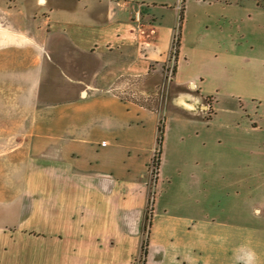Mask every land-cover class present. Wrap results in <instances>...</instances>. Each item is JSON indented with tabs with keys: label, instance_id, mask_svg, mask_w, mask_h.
<instances>
[{
	"label": "crops",
	"instance_id": "crops-1",
	"mask_svg": "<svg viewBox=\"0 0 264 264\" xmlns=\"http://www.w3.org/2000/svg\"><path fill=\"white\" fill-rule=\"evenodd\" d=\"M77 1L85 6L91 2ZM191 1H184L181 24L179 13L167 21L151 15L157 7L174 10L151 0H121L122 4L120 0H96L94 8H84L83 17L56 22L77 29L70 34V73L63 72L71 93L34 107L27 134L24 129L14 131L15 148L23 149L25 156L18 174L23 205L17 228L29 232L16 238V264H40L38 259L48 245L59 264H137L145 230L144 186L139 182L157 144L161 113L169 103L189 113L195 107L205 110L202 106L209 98L216 109L214 95L203 90L204 81L199 87L180 72L187 62L185 11ZM193 1L209 12L200 16L202 24L225 21L230 56L253 57L264 69V0ZM136 13L140 22L134 20ZM176 30L180 31L176 68L167 81L163 64ZM10 32L0 24V42L9 41ZM79 55L88 63L79 64ZM151 63L162 66L150 68L147 64ZM138 64L147 65L141 74L135 71ZM167 84L175 89L169 100L164 96ZM1 141L8 147L14 138ZM262 175L264 180V169ZM139 195L140 205H133ZM254 211L260 221L250 228L229 222L226 215L222 219L226 212L217 213V207L209 208L191 227L176 225L175 244L169 241L172 224L151 223L145 264H264V194ZM41 230L54 235H29ZM62 231L69 250L58 253ZM0 240L3 247L6 243ZM63 253L71 256L65 263Z\"/></svg>",
	"mask_w": 264,
	"mask_h": 264
},
{
	"label": "rangeland",
	"instance_id": "rangeland-1",
	"mask_svg": "<svg viewBox=\"0 0 264 264\" xmlns=\"http://www.w3.org/2000/svg\"><path fill=\"white\" fill-rule=\"evenodd\" d=\"M151 1L173 6V11L157 7L150 13L167 21L178 17L185 0ZM95 2L86 3L88 10L94 8ZM189 3H186L185 11L187 62L182 64L180 72L199 87L201 79L204 81L203 90L214 95L216 109L215 112L212 109L211 98L205 100L211 105L209 111L195 107L196 110L191 112L201 113L198 116L169 103L160 115L164 134L159 165L156 169L153 166L152 159L159 150L158 141L157 144L155 141L153 156L139 182L144 186L145 230L142 238H147L151 223L157 226L168 223L173 225L169 238L173 244L177 239L176 225L186 223L191 227L209 212V208L217 207V213L226 212L221 218L226 215L229 222L256 228L260 216L254 210L264 194V127L261 128L264 126L261 116L264 114V69L253 57L230 56L231 53L226 52L229 43L225 21L202 24L200 16L208 14V10H201L193 0ZM86 6L85 2L77 0H45V3L40 0H0V24L13 30L9 41L0 42V239L6 243L2 247L0 240V264H11V260L16 264V238L29 233L17 228L23 205L22 182L18 174H21L25 156L23 149L15 148L17 136L14 131L24 129L27 134L34 107L66 98L71 93L63 72L70 73V34L77 29L56 22L73 21L72 16L83 17ZM178 33L180 31L176 30L168 61L163 64L165 76L171 75L170 78L176 68ZM56 47L58 51H55ZM77 61L88 63L86 57ZM139 65L135 67L137 74L144 72L147 65L150 68L162 66L157 63ZM135 82L138 80H131V83ZM174 92L170 84L164 96L169 100ZM6 137L14 138L8 147L1 141ZM22 140L19 138L18 143L22 144ZM139 199L140 195L132 204L140 205L138 201L142 199ZM139 205L134 210L140 217ZM29 235L49 238L54 233L41 230ZM60 235L63 239L57 245L58 253L67 252L66 234L62 231ZM49 247L46 246L38 261L40 264H59ZM67 256L63 253L64 263L71 257ZM137 264H142L140 257Z\"/></svg>",
	"mask_w": 264,
	"mask_h": 264
},
{
	"label": "trees",
	"instance_id": "trees-1",
	"mask_svg": "<svg viewBox=\"0 0 264 264\" xmlns=\"http://www.w3.org/2000/svg\"><path fill=\"white\" fill-rule=\"evenodd\" d=\"M182 21H183V10L179 13V23L181 24ZM179 29H180V26H179ZM176 39H177V41L175 43V47L177 50L179 48L180 33H178V36ZM163 134H164V126H163V122L160 121V124L158 126V139H157L158 145H159V150L157 151L156 155L152 159L154 162L153 166L155 167V169L159 165V154H160V149H161V145L163 142ZM147 253H148V239H144L142 244H141V256H140V262L142 264H145Z\"/></svg>",
	"mask_w": 264,
	"mask_h": 264
},
{
	"label": "flooded vegetation",
	"instance_id": "flooded-vegetation-1",
	"mask_svg": "<svg viewBox=\"0 0 264 264\" xmlns=\"http://www.w3.org/2000/svg\"><path fill=\"white\" fill-rule=\"evenodd\" d=\"M166 80H167V81H168V80L171 81V78L168 79L167 76H166ZM147 99L150 100L151 98L148 97ZM202 107H205V108H206L205 111H209L210 108H211V106H210V104H209L208 102H206V104H205L204 106H202ZM208 119H209V118H208Z\"/></svg>",
	"mask_w": 264,
	"mask_h": 264
},
{
	"label": "built area",
	"instance_id": "built-area-1",
	"mask_svg": "<svg viewBox=\"0 0 264 264\" xmlns=\"http://www.w3.org/2000/svg\"><path fill=\"white\" fill-rule=\"evenodd\" d=\"M134 20H136L137 22H140V15H139V13H136V15L134 16ZM170 76L169 77L167 76V78L170 79Z\"/></svg>",
	"mask_w": 264,
	"mask_h": 264
},
{
	"label": "bare ground",
	"instance_id": "bare-ground-1",
	"mask_svg": "<svg viewBox=\"0 0 264 264\" xmlns=\"http://www.w3.org/2000/svg\"><path fill=\"white\" fill-rule=\"evenodd\" d=\"M188 104V103H187Z\"/></svg>",
	"mask_w": 264,
	"mask_h": 264
}]
</instances>
